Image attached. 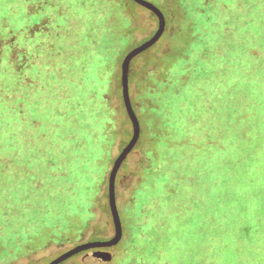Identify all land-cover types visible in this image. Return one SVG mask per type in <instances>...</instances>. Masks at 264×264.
<instances>
[{
    "label": "trees",
    "instance_id": "1",
    "mask_svg": "<svg viewBox=\"0 0 264 264\" xmlns=\"http://www.w3.org/2000/svg\"><path fill=\"white\" fill-rule=\"evenodd\" d=\"M159 1L165 39L129 71L141 156L107 264H264V0ZM136 6L0 0V264L47 226L46 246L107 240L96 198L133 135L121 64L145 29Z\"/></svg>",
    "mask_w": 264,
    "mask_h": 264
},
{
    "label": "rangeland",
    "instance_id": "2",
    "mask_svg": "<svg viewBox=\"0 0 264 264\" xmlns=\"http://www.w3.org/2000/svg\"><path fill=\"white\" fill-rule=\"evenodd\" d=\"M147 1L153 3L154 5H156L162 10V5L159 0H147ZM135 9L139 11L138 17H137L138 18L137 24H140V26L142 24L145 27V29H143L142 32L138 33L137 35L136 39L138 42L135 43V45L137 46V45H140V43H142L143 40H146L148 38L149 31H154L155 29H157V19L153 17L148 10H146L145 8L141 6H136ZM195 14L197 15V13ZM164 39H165V35L161 37V39L159 40L157 44H159ZM190 40H191L190 33L189 35L187 34L186 36H183V37L181 34L178 35L177 44L175 40V44L172 47L171 53L166 59L167 65H170V64L174 65V63L180 57L179 55L180 48L185 45H188ZM149 50L146 51V53H150L151 51ZM143 54L138 56L134 60L139 61L143 57ZM119 74H120V69H119ZM128 127L130 129V126ZM118 152H119L118 146H115L112 150V156L115 157L118 154ZM140 156H141V151L139 149L137 150L134 149L133 152L125 160L118 174L116 186H117V194H118V204L120 208L125 209V208H128V205H132V203L130 202L132 198V193L130 192V190L132 188V185L135 179L131 174H127V173L129 171L128 169L132 171L134 168L137 167V163L140 159ZM111 169H112V164L109 166L105 174L104 183L101 186L99 194L97 195V198H96V200H99L100 198H102V202H104V204H108V198L105 195L108 193V179H109V174H110ZM74 202L76 203V201ZM76 207H78L77 211L75 210L76 215L70 217V220L72 222L78 221L77 216L78 217L81 216V213H80V210L82 208L81 205L77 204L75 208ZM127 211L128 210H126V212ZM95 223L96 224L105 223L108 226V230L106 234L107 239H109L110 237L114 235V226H113L112 217L108 218L103 212H101L99 208L96 210V213H95ZM59 232L60 231H58L57 234H61ZM36 234L37 235H31L28 237L29 238L28 247H31L32 249H35L36 251H34L30 255L28 254L27 256H21L18 260H15L14 262H12V264H31V263L32 264H48L49 262H51L53 259H55L59 255L63 254L64 252L76 246V244H72L69 242L64 243V244H53L52 243L46 246L48 244V241L56 238V236L54 235V230L50 228V226L43 227L40 230V232ZM66 234L70 237H74L77 234L76 229L71 228L70 232ZM115 247L111 249L95 250L92 252L81 254L79 256H74L70 258L69 260H67L64 264H107V262H103V258H104L103 253L104 252L110 253L112 255V259H114V256L116 253V251L114 250Z\"/></svg>",
    "mask_w": 264,
    "mask_h": 264
},
{
    "label": "water",
    "instance_id": "3",
    "mask_svg": "<svg viewBox=\"0 0 264 264\" xmlns=\"http://www.w3.org/2000/svg\"><path fill=\"white\" fill-rule=\"evenodd\" d=\"M141 7L152 12L157 18V30L156 32L145 42L139 46L132 49L124 58L121 64V87H122V98L123 103L128 114L129 120L132 124L133 135L127 146L118 155L113 163L112 169L109 174L108 179V203L110 208V213L114 225V235L107 240L102 241H91L85 242L74 246L70 250L59 255L53 259L48 264H62L69 260L70 258L77 256L81 253L91 251V250H101V249H111L118 245L123 239V225L121 221L119 206L117 202V177L120 172L122 165L124 164L127 157L133 152L137 146L140 135H141V125L139 118L135 112L132 104L130 95V85H129V71L131 63L141 54L145 53L153 46H155L161 37L164 35L166 30V18L164 13L153 3L147 0H133ZM103 262H110L112 260V255L110 253H103Z\"/></svg>",
    "mask_w": 264,
    "mask_h": 264
}]
</instances>
